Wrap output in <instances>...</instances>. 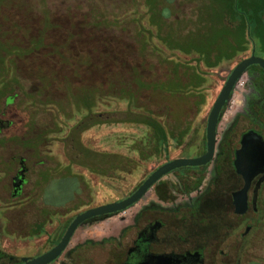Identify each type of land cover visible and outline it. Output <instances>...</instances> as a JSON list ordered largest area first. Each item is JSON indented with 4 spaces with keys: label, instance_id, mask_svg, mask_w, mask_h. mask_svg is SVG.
<instances>
[{
    "label": "rangeland",
    "instance_id": "rangeland-1",
    "mask_svg": "<svg viewBox=\"0 0 264 264\" xmlns=\"http://www.w3.org/2000/svg\"><path fill=\"white\" fill-rule=\"evenodd\" d=\"M0 1V4L6 6L16 4L15 9L0 6V37L1 41L7 44L6 54H10V58L12 55L13 62L10 59L6 62L10 84L19 86L14 78L15 74L22 86L21 89L4 91L6 98L0 101V115L10 114L11 108L16 106L21 112V119L30 118L29 132L55 131L50 133L49 144L43 148L41 157L44 158L45 164L38 170L49 169L55 175L47 184L44 197L51 205L55 204V207L50 208L53 209L50 221L53 220V226L58 228L62 225V222L58 221L59 216L64 215L63 221L67 223L75 215L89 208L124 199L159 166L170 160L204 151L209 113L229 74L242 59L252 55L254 48L257 55L264 57L255 42L234 62L222 64L214 69H207L201 64L202 71L211 79V83L205 88L206 103L199 115H196L197 107L193 104V99L179 100V96H190L185 90L177 96L151 93L143 98L141 104L146 103L167 116L159 119L168 124L169 130L191 127L184 144L176 148L174 140L170 138L168 155H161L150 161H142L139 156L131 154L138 162L137 168L130 174L121 173L117 178H108L91 172L87 167L70 164L73 173L85 177L88 183L79 185V179L67 175L68 170L61 165L70 163L64 138L67 130L77 121L83 122L82 128H86L80 133L82 144L97 152L127 155L129 147L122 145L125 143L122 135H146L143 125L108 123V120L125 117L123 113L128 107L127 101L109 95L108 77L123 79L131 64H136L145 73L146 78L151 79L157 75L163 78L169 74V66L160 60L174 57L169 48L183 52L195 44L208 53L214 49L223 51L224 55L233 53L235 47L230 45L225 37H219L221 45H216L218 37L211 39L212 44L204 45L198 40L199 37L197 39L195 36H182L180 23L176 22L174 27L167 24L168 20L177 17L189 21L196 20L199 18L200 1L216 3L218 0ZM159 26L167 29L168 40L162 39L166 46L156 37L151 39L150 46H144L148 43V35H151V32L156 34ZM36 40L41 41L39 48ZM235 40L238 46V34ZM236 51L238 52L237 49ZM116 53L121 54L119 59L115 57ZM73 55L75 58L71 59ZM178 55L184 61H191V57ZM62 57H67L72 66L65 67ZM42 79H48L49 82L44 84ZM65 79L72 83L73 88L69 82L63 83ZM16 93L20 94L14 100ZM51 96L58 97L57 104L49 103L51 101L48 98H52ZM250 98L259 100L264 109V76L258 71H247L234 90L219 124L218 143L235 116L247 111V101ZM12 103L14 105L10 106ZM90 104L92 108L88 114L86 106ZM63 107L66 114L60 111ZM19 139L10 142L7 149L0 150V250H4L8 256L25 253L24 246L27 243L24 233L27 211L18 210L15 206H18L22 198L12 199L8 173L1 165L5 164L3 162L6 160L11 161V156L19 150L18 145H26L24 139ZM33 160L31 155H28L32 174L29 176L30 185L26 191L34 194L37 190L39 194L40 188L34 185L40 175L33 166ZM16 165L12 164L11 167ZM153 198L154 190L151 188L138 203L108 218V221H94L78 228L76 242H84L86 239L98 242L90 252L94 258L93 264H120L123 249L120 234L126 226L133 224L134 215L152 203ZM56 204L64 214L62 211L57 213ZM244 229L245 227L241 232ZM107 235L108 250L100 243ZM110 239L116 242L111 244ZM247 240H250V243H244L239 252L240 264H264V212L254 223ZM84 255L82 252L81 256Z\"/></svg>",
    "mask_w": 264,
    "mask_h": 264
},
{
    "label": "flooded vegetation",
    "instance_id": "flooded-vegetation-1",
    "mask_svg": "<svg viewBox=\"0 0 264 264\" xmlns=\"http://www.w3.org/2000/svg\"><path fill=\"white\" fill-rule=\"evenodd\" d=\"M1 5L4 8H16L15 3L10 6ZM229 103L223 108L220 122ZM20 115L21 112L16 106L11 108L10 114L0 115V150L7 149L10 142L13 143L19 138L24 139L26 144L18 145L22 149L19 147L11 156V161L6 160L3 162L5 164H1L8 173L12 199L22 198L18 203L23 202L21 205L27 211L24 228L26 252L9 256L7 254L5 260L7 264H23V258L34 259L50 251L62 240L76 216L67 223L63 221L64 215L59 216L58 221L62 222V225L58 228L53 226V220L50 221L49 212H53V209L32 207L33 197L31 192L26 191L30 185L29 176L32 174L28 155L34 159V168L44 165V158L41 157L43 148L49 144L50 133L55 131L29 132L30 118L23 120ZM77 123V132L74 133L76 140L80 139L81 130V122ZM250 131L257 132L264 139V109L255 98L247 101V111L235 116L217 143V161L174 169L152 187L154 201L140 209L134 215L133 224L126 226L120 234L123 247L120 264H144L151 255L173 257L174 264H240V249L244 243H250L247 237L252 232L254 223L264 212V171L256 174L250 181L246 212L238 213L235 203V194L246 186L245 177L235 166L236 153L242 148L244 135ZM249 148V158L252 157V153H260L256 142H250ZM206 149L183 157L201 156ZM260 157L259 162H262L261 153ZM12 164L17 165L11 167ZM249 165L252 164L249 162ZM257 165L259 163L256 162ZM212 199L219 201V207L215 214H212L217 219V225L213 226L218 231L215 239L210 238L208 234L210 225L208 203ZM59 211L64 214L58 207L57 213ZM117 214L92 218L83 224L108 221V218ZM49 226H52L51 229H48ZM243 227L245 229L241 232ZM76 232L63 253L50 264H93L94 258L90 252L98 242L91 239L76 242ZM115 242L114 239H110L111 244ZM100 243L108 250V235ZM82 252L84 256H81Z\"/></svg>",
    "mask_w": 264,
    "mask_h": 264
},
{
    "label": "trees",
    "instance_id": "trees-1",
    "mask_svg": "<svg viewBox=\"0 0 264 264\" xmlns=\"http://www.w3.org/2000/svg\"><path fill=\"white\" fill-rule=\"evenodd\" d=\"M199 3L200 10L198 19L189 21L177 17L174 20H168L167 24L174 27L176 22H178L177 24L180 23L182 36L187 38L195 36L197 39L199 37L198 40H201L204 45L207 43L212 44L211 39L215 37H218L216 45H221L222 41H219V37H225V39L229 41V44H232L235 47V50L232 54L228 53L224 55L223 51H218L217 49L208 53L195 44H193V47L189 48V50L183 52H178L175 49L169 48V52L174 57L160 60L161 63L168 64L169 66V74L165 75L163 78L158 75L157 77L153 76L151 79L146 78L145 73L141 71V68L136 64H131L123 79L119 80L111 78V76L108 77V84L110 86L108 90L110 91L109 95L118 97L128 103L127 110L123 113L125 117L113 121L108 120V123H135L143 125L145 126L143 132H146V135L144 137L138 135H122V138L125 139V143L122 145H125L127 148L129 147L127 155L111 152L102 153L86 147L82 144L81 139L78 138L76 140V135L74 133L77 132L76 129L78 123H75L67 130V135L64 138L66 154L70 159V163L67 165H61L68 170L69 174L67 175L79 179V185L80 183L88 185V183L85 177L73 173L70 164H78L87 167L91 172L102 176H108V178H117L121 173L130 174L135 168H137L138 162L131 157V154L139 156L142 161H150L159 158L161 155H168L170 138L174 140L176 148H179L184 144L185 138L188 136L191 127L181 128L180 130H169L168 124L163 123L159 119L166 115L155 110L146 103L141 104L143 98L149 96L151 93L155 95L167 94L177 96V94L182 93L185 90L190 96L183 98L179 96V100L193 99V104L197 107L196 115H199L206 103L207 94L205 93V88L211 83V79H209L202 71L201 64L207 69H214L220 67L222 64L234 62L242 57L243 54L249 50L250 45L253 43L255 44V42L260 51L264 53V0H218L216 3L209 1H200ZM166 34L167 29L159 26L156 34L151 32V35H148V43L145 42L146 44H144V46H150L153 37L161 40V44L164 46L166 43L164 44L162 39L165 41L168 40V35ZM236 34L240 37V43L238 46H236ZM36 41L39 43V48L41 41ZM6 45L7 44H4L1 41L0 37V101L2 98H6L4 91H12L16 90V88H22L19 77L15 74L14 78L17 79L19 86H12L10 84L9 74L6 73V62H8L9 59L12 61V55L10 58V54H6ZM31 47H33V45ZM153 48H156V46H153ZM178 54L191 57V61L182 60ZM120 55V53H116L115 57L119 59ZM13 56L17 57V55ZM62 58L65 67L69 68L72 66L71 62L67 60V57ZM74 58L75 56L73 55L71 59ZM108 58H110V54H108ZM193 61L195 63H193ZM248 71H258L264 76V70L259 65L250 66ZM42 82L47 84L49 81L48 79H42ZM67 82H69V85L72 84L69 80H63V83ZM19 94L20 93H16L14 99L19 97ZM84 98H86V96H84ZM48 99L51 101L49 103L57 104L58 97ZM67 105L69 106L70 104ZM86 108H88L89 114L92 105H87ZM60 111L65 113L64 107L63 109H60ZM82 124L83 122L81 123V128ZM84 130H86V128H82L80 133ZM37 171L40 176L37 177L34 186L40 188V192L38 194V191L35 190L34 194L31 193L34 202L32 207L42 209L53 208L55 207V204L51 205L45 200L44 190L47 188L49 181L53 179V176L55 175L49 169L38 170L37 168ZM21 204H23V202L19 203L18 206L17 204L15 206L17 208L21 206L18 210H26ZM208 206V219L210 222L208 234L210 238L214 237L215 239L218 231L215 230V227L213 226L217 225V219L215 218V215L212 214H215L219 207V201L212 199L208 203ZM56 207L58 208L59 205L56 204ZM44 224L45 222H43V225ZM6 258V252L0 250V264H7L5 263Z\"/></svg>",
    "mask_w": 264,
    "mask_h": 264
},
{
    "label": "water",
    "instance_id": "water-1",
    "mask_svg": "<svg viewBox=\"0 0 264 264\" xmlns=\"http://www.w3.org/2000/svg\"><path fill=\"white\" fill-rule=\"evenodd\" d=\"M252 65H259L264 70V57L256 54V48L253 49L252 55L250 57L242 59L234 67L213 104V107L209 113L206 128L207 149L203 155L198 157H180L170 160L153 171L143 181V183L126 198L89 208L77 214L68 226L62 240L54 248L34 259L23 258V264H50L63 253V251L68 246L73 234L85 221L107 214H117L127 210L138 203L160 179H162L172 170L187 166H201L206 165L214 160L217 161L216 148L218 143V127L223 108L230 102L232 93ZM250 142L258 143V150L263 156L261 159L262 162H259V159L261 158L260 153H252V157H248L250 152ZM249 162L252 165H249ZM256 162L259 163V165L256 166ZM235 166L237 171L241 173L246 180V186L244 189L235 194L237 212L243 214L246 212L248 207V187L250 181L256 174L264 171V139L260 134L255 131H250L244 135L242 140V148L236 153ZM173 259V257L167 255H151L144 264H174Z\"/></svg>",
    "mask_w": 264,
    "mask_h": 264
}]
</instances>
